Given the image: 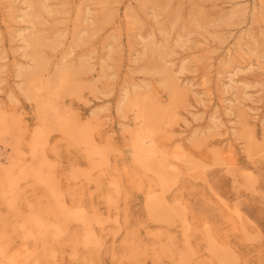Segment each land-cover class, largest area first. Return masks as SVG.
<instances>
[{"label":"rangeland","instance_id":"rangeland-1","mask_svg":"<svg viewBox=\"0 0 264 264\" xmlns=\"http://www.w3.org/2000/svg\"><path fill=\"white\" fill-rule=\"evenodd\" d=\"M34 3L0 0V264H264V0Z\"/></svg>","mask_w":264,"mask_h":264},{"label":"bare ground","instance_id":"bare-ground-1","mask_svg":"<svg viewBox=\"0 0 264 264\" xmlns=\"http://www.w3.org/2000/svg\"><path fill=\"white\" fill-rule=\"evenodd\" d=\"M34 2H35V0H25V3L28 4V6L32 10V12L31 13L24 14V16H23L24 21L23 22L24 23H27V24H30L31 26H33L35 28V27H37V25H39L41 23V20H42V11H41L42 10V7H39L37 5L39 7V9L41 8V10H36V5H35ZM40 3H41V0H40ZM236 14H237V12H236ZM236 14H234V15H236ZM41 42H42V40H41ZM27 47L31 51V57L33 58V61L35 62V68H36V70L34 69L35 72L33 73V77L28 78V79L31 80L30 82H32L31 85L34 86L35 85L34 83L35 82H39V80L42 78V76L44 75V73L46 71H48L47 70V64L45 62L46 60L43 59V56H42L41 51L39 49V48H42V47H41V44L39 46L38 39L37 40H34V39L33 40H28L27 41ZM78 69L80 70L79 67H78ZM61 74H63V72ZM26 75L27 74H25V76ZM28 76H30V75H28ZM58 82H59V84H63L64 83V79L63 78H60L58 80ZM39 86L40 85H38V87H35V88L41 90L42 89V86H40V87ZM31 91H33V90H31ZM229 92H230V90H229ZM144 110H145V108H144ZM144 110H142V113H144ZM159 115L160 114H158V116ZM60 214H61V212H60ZM60 214L58 216H60ZM61 215H64V220L63 221H65V222L70 218V215H67L65 212H62ZM62 218H63V216L62 217L60 216V219H62ZM48 222L46 220H43L41 217H35L32 220H29L27 224L33 225L38 231L41 230V231H45V232H50V234L52 232V234L54 236H56V237L59 236L60 233H61L60 232V228H62V227H59V226H61V225H59V226L58 225H54V224L52 225L51 223H48ZM26 225H25V227H26Z\"/></svg>","mask_w":264,"mask_h":264}]
</instances>
